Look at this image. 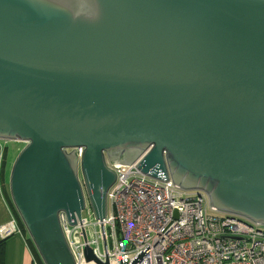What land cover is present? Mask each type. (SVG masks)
<instances>
[{"label":"water","instance_id":"95a60500","mask_svg":"<svg viewBox=\"0 0 264 264\" xmlns=\"http://www.w3.org/2000/svg\"><path fill=\"white\" fill-rule=\"evenodd\" d=\"M0 141L42 264H74L60 215L103 232L107 164L150 146L143 175L264 226V0H0Z\"/></svg>","mask_w":264,"mask_h":264},{"label":"built area","instance_id":"2783aa9c","mask_svg":"<svg viewBox=\"0 0 264 264\" xmlns=\"http://www.w3.org/2000/svg\"><path fill=\"white\" fill-rule=\"evenodd\" d=\"M151 148L128 167L107 164L115 179L106 194L103 232L86 200L74 227L60 215L74 264H87L86 247L108 264H264V226L217 211L201 191L143 175L137 165ZM75 152L80 158L83 149ZM11 235L23 236L15 219L0 225L2 239ZM27 248L32 264H41Z\"/></svg>","mask_w":264,"mask_h":264},{"label":"crops","instance_id":"0c3cea01","mask_svg":"<svg viewBox=\"0 0 264 264\" xmlns=\"http://www.w3.org/2000/svg\"><path fill=\"white\" fill-rule=\"evenodd\" d=\"M3 207L5 210V214L4 212H2L3 216L0 217V225L5 224L10 219H15L16 221L17 219L15 212L13 211L12 206H10L6 200ZM3 207H1L0 210L3 211ZM26 239L27 234L24 235V233L23 236L11 235L5 239H2L0 237V240H4L3 244L0 247V264H32L31 255L29 249L27 248Z\"/></svg>","mask_w":264,"mask_h":264},{"label":"rangeland","instance_id":"374dc122","mask_svg":"<svg viewBox=\"0 0 264 264\" xmlns=\"http://www.w3.org/2000/svg\"><path fill=\"white\" fill-rule=\"evenodd\" d=\"M24 147L25 144L21 142H7L4 146L5 150L2 149L0 158V208L5 205V200L12 206L9 193V175L15 158ZM2 212L5 214L4 207L3 211L0 210V217L3 216Z\"/></svg>","mask_w":264,"mask_h":264},{"label":"trees","instance_id":"16d2710c","mask_svg":"<svg viewBox=\"0 0 264 264\" xmlns=\"http://www.w3.org/2000/svg\"><path fill=\"white\" fill-rule=\"evenodd\" d=\"M4 154H5V153H4ZM4 157H5V155H4ZM12 208H13V211L15 212L16 219H17L16 221H17V223L19 224V228L21 227V229L23 230L24 235H26L25 228H24V226H23L21 220L19 219V217H18V215H17V213H16V211H15L13 205H12ZM3 242H4V240H0V247H1V245L3 244ZM26 242H27V245L29 246V248H30V250H31V252H32V254H33V256H34V257H35V258H36V259L42 264V262H41V260H40V258H39V256H38V254H37V252H36V250H35V248H34L32 242L29 240V238L26 239Z\"/></svg>","mask_w":264,"mask_h":264},{"label":"flooded vegetation","instance_id":"af4514ba","mask_svg":"<svg viewBox=\"0 0 264 264\" xmlns=\"http://www.w3.org/2000/svg\"><path fill=\"white\" fill-rule=\"evenodd\" d=\"M0 143H2V142H0ZM4 144V146H6V144H7V142H5V143H3ZM3 149L5 150V148L3 147ZM4 152V151H3Z\"/></svg>","mask_w":264,"mask_h":264}]
</instances>
